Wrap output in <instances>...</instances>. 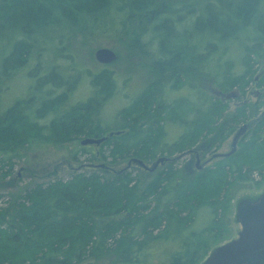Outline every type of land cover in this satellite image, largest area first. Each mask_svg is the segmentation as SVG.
Wrapping results in <instances>:
<instances>
[{
  "label": "trees",
  "instance_id": "16d2710c",
  "mask_svg": "<svg viewBox=\"0 0 264 264\" xmlns=\"http://www.w3.org/2000/svg\"><path fill=\"white\" fill-rule=\"evenodd\" d=\"M52 25L59 28L56 37L47 36ZM4 30L13 36V48L3 54L0 98L22 70L30 71L39 97L16 100L0 114V183L28 147L64 145L81 136L109 137L104 143L114 144L115 160H170L145 185L130 167L114 175L76 171L67 180L33 184L0 206V264H200L212 250L206 233L224 238L234 184L256 174L264 180V116L240 143L243 152L198 172L179 159L198 146L219 148L217 123L231 101L217 98L213 85L242 95L250 83L264 87V73L253 79L255 64L264 60V0H0V34ZM98 33L122 37L127 52L151 61L141 64L148 83L112 130L97 122L119 93L120 79L109 66L87 69L90 96L69 109L79 79L75 64L68 65L71 73L51 62L29 66L49 50L51 39ZM39 37L44 47L35 42ZM233 43L242 54L240 74L226 58ZM58 89L65 93L48 97ZM261 96L252 105L256 116L264 110ZM250 106L239 107L232 124L245 120ZM232 133L224 131L221 141Z\"/></svg>",
  "mask_w": 264,
  "mask_h": 264
},
{
  "label": "rangeland",
  "instance_id": "374dc122",
  "mask_svg": "<svg viewBox=\"0 0 264 264\" xmlns=\"http://www.w3.org/2000/svg\"><path fill=\"white\" fill-rule=\"evenodd\" d=\"M59 34V28L55 25H52L47 36L56 37ZM12 37V34L5 30L2 34H0V49L2 50V53H0V72L3 68L4 59L6 56H8L3 54H5L6 51L10 52V50L13 48V43L11 40ZM121 39L122 37L118 38L102 33H98L92 37L79 36L77 39H70L66 41L58 40V43H56V39H51L53 42L47 46L49 50H45L42 58L40 56L34 57L29 63V66L30 69H32L40 62L45 66V63L51 62L57 67L58 70H61L60 67H62V71L65 73H71L70 67L68 65L71 63L75 64V67L77 68L76 72L79 74L77 78L79 79L74 91L71 93L69 103L66 105V107L69 109L72 105L81 101H85L90 96L91 85L89 82V77L87 76L88 74H86L87 69L89 68L97 71V69H101L104 65L100 64L96 60V51L99 48L104 47L113 49L118 55V59L113 64L105 66H109V68L118 75V78L120 79L119 93L106 103L101 115L97 116V122L99 126L106 130H112L114 129L115 125H117L116 123L122 121L123 119L121 116H119V113L130 105L135 94L143 91L145 84L148 83L150 79V76L147 73L148 71L141 66L142 63L151 65L148 55H131L129 52H127L125 45L124 47L121 46ZM44 41L45 38L39 37V39L35 42L44 47ZM55 43L56 45L52 47V45ZM65 57H68L71 59V61H68ZM226 58H231L232 60V72L240 74L243 71L241 63L242 54L237 43H233L231 45V50L228 52ZM255 69L257 71L253 76V79L258 78V76L261 77L264 73V60H260L259 64H255ZM29 73L30 71L28 70L16 72V75L13 76L14 78L5 83L2 89V97L0 98V114L4 112L9 106L13 105L16 100L28 99L30 96H32L34 99L39 97V94H36L34 93L35 91H33V82L28 76ZM258 80H260V78ZM124 81L125 85H123ZM208 88H210V86ZM212 90L218 91V88L213 85L211 91ZM49 91V98L61 96V94L65 93V89ZM257 91V83H250V90L246 91L244 95L241 94L240 96L241 101H248L251 104L246 113L247 118L243 121L234 122L232 124V116L239 107H242L239 106L240 101L238 102L235 100L226 103L228 108L224 109L222 112L223 114L221 119L217 123H220L217 132L223 133L224 131H228L229 133L230 131H233L234 133L243 123L253 120L257 117L255 115V108L252 107V105L257 103L262 97L261 95H256ZM213 94L216 96L215 92H213ZM262 95H264V93ZM171 98H173V96H171ZM262 108L261 111L264 109ZM63 111L64 109H61L60 113ZM53 117L54 115L49 116L46 118V120H44V122H49ZM232 128L234 129L232 130ZM233 133L227 136V138L223 141L221 149L217 150L216 152H228L230 150L232 138L234 136ZM171 134L174 135L175 133ZM107 135H109V133ZM86 138L97 137L81 136L79 140L69 142L64 145L56 146L42 144L38 146H31L25 149L22 152L21 157L13 160L12 163L14 166L11 176H9L6 181L0 183V206H3L5 203L15 199L21 193L23 194L27 188L36 183H47L50 181H55L58 178L67 180L70 175L76 171L93 172L96 170H102L107 175H114L120 170L126 169L129 166V158H117L115 160V158L111 155V149L114 147V144L107 145L102 143L101 145L83 146L81 141ZM84 147L90 148L84 150ZM202 149V146H198V148L195 150L180 155L179 165L183 168L185 167L188 170L192 169L193 172L202 171L203 169L197 168V153L200 155V164L205 166L203 167L204 169L214 166L218 163V161L211 162L215 153L214 149L209 153H205ZM238 150H243L242 146H239ZM93 153H95V158ZM143 160L145 161L146 165L151 168L158 158ZM162 167L163 166L161 165L157 170H155V172H151L133 163L131 164L129 172L132 173L133 176L139 177L140 181H142V184L145 185L148 183L150 176L160 171ZM263 195L264 182L238 181L234 184L231 192V209L227 211V217L223 230L224 238L219 240L215 237L216 234L213 232L209 231L206 233V235H208V242L212 244L211 251L216 249L218 246L226 244L238 237L240 226L236 219V211L239 203H242L245 200H256ZM206 259L207 257H204L200 264H203ZM93 263L102 264L97 262ZM107 263L108 262H105L103 264Z\"/></svg>",
  "mask_w": 264,
  "mask_h": 264
},
{
  "label": "water",
  "instance_id": "95a60500",
  "mask_svg": "<svg viewBox=\"0 0 264 264\" xmlns=\"http://www.w3.org/2000/svg\"><path fill=\"white\" fill-rule=\"evenodd\" d=\"M95 58L100 64L110 65L117 61L118 55L113 49L104 47L99 48L96 51ZM212 91L217 94H221V92H217L216 90ZM223 97H225L226 99H236L239 97V91H231L229 93L223 94ZM252 122L249 123V125L252 124ZM246 130L247 125H244L237 132L233 140V149L229 154L225 156H230L236 152L238 142L241 136L246 132ZM113 134L114 133H112L110 136H112ZM108 138L109 137L86 138L81 141V144L83 146L101 145ZM219 156V154H216L212 157V159ZM169 160L170 159H168L167 157H160L154 163L153 167L150 168L143 160L132 158L129 161L128 167H131V164L134 163L144 169L154 172L160 164H163ZM197 163L199 169H202L204 167V165L200 164V159H198ZM238 219L240 220L242 225V230L239 233L238 237L226 244L218 246L207 257L203 264H264V195L256 204H252L249 202L243 204L239 211Z\"/></svg>",
  "mask_w": 264,
  "mask_h": 264
},
{
  "label": "flooded vegetation",
  "instance_id": "af4514ba",
  "mask_svg": "<svg viewBox=\"0 0 264 264\" xmlns=\"http://www.w3.org/2000/svg\"><path fill=\"white\" fill-rule=\"evenodd\" d=\"M259 78H261L260 76H258V78H256V81L259 79ZM259 81V80H258ZM257 81V82H258ZM237 90V89H236ZM250 90V87H248L247 88V91H249ZM237 91H239V90H237ZM258 91H259V93H258ZM258 91L256 92V95L257 96H260V95H262L263 93H264V87H258ZM217 92H221V94H217L216 93V96H217V98H219L221 101H223V102H229V101H240L239 103H240V105L239 106H244V105H246V104H248L249 102L248 101H241L240 100V96H241V92L239 91V97L238 98H236V99H226L225 97H223V94H226L225 92H223V91H221L220 89H218V91ZM228 93V92H227ZM263 116H264V110H263V112L259 115V116H257L255 119H253V120H250V121H247V122H245V123H243L234 133H233V138H232V142H231V147H230V150L228 151V152H216L217 150H219V149H221V147H222V145H223V141L225 140H223V141H221V137H222V132H218V137H219V148H217V149H214V151H215V153H214V155H216V154H219L220 156L219 157H217V158H214V159H212L211 160V162H213V161H221V160H224V159H227V158H229L230 156H232L233 154H235L237 151H238V148H239V145H240V143L243 141V138L245 137V136H247V134H249V132L252 130V128L257 124V123H259L260 121H261V118H263ZM252 121H254V122H252ZM252 122V124H250L249 125V123H251ZM244 125H247V130H246V132L241 136V138H240V140H239V142H238V145H237V149H236V152L235 153H233L232 155H230V156H225V155H227V154H229L231 151H232V149H233V140H234V137H235V135L237 134V132L244 126ZM249 125V126H248ZM205 153H206V151H207V153H209L210 152V150H207V148H204V149H202ZM196 158H197V161H198V159H200V155L197 153V156H196ZM201 160V159H200ZM209 161V160H208ZM207 162V161H206ZM210 162V161H209ZM163 166V165H165V163H163V164H160L159 166ZM208 165V164H207ZM206 165V166H207ZM159 166H158V168H159ZM205 167V166H204ZM157 168V169H158ZM197 168H198V163H197ZM156 169V170H157ZM190 169V168H189ZM202 169H204V168H202ZM190 171H192V169H190ZM155 172V171H154ZM242 181H250V182H258V181H261V182H264V180L258 175V174H256V176L254 177H251V178H247L246 180H242ZM261 198V197H260ZM260 198L259 199H256V200H245V201H243L242 203H239V205H238V208H237V211H236V219H237V222H238V224H239V226H240V229H239V232H238V235H239V233L241 232V230H242V225H241V222H240V220L238 219V214H239V211H240V209H241V207L243 206V204H245V203H252V204H256V203H258V201L260 200ZM241 205V206H240Z\"/></svg>",
  "mask_w": 264,
  "mask_h": 264
}]
</instances>
